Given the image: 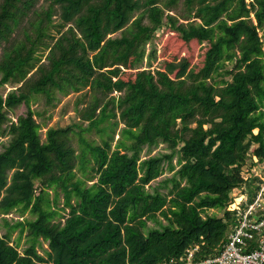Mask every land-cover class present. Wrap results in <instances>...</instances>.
I'll list each match as a JSON object with an SVG mask.
<instances>
[{"label": "trees", "instance_id": "trees-1", "mask_svg": "<svg viewBox=\"0 0 264 264\" xmlns=\"http://www.w3.org/2000/svg\"><path fill=\"white\" fill-rule=\"evenodd\" d=\"M179 2L186 23L169 14ZM163 27L208 45L201 68L174 57L139 70ZM70 94L86 126L41 141L30 103ZM0 146V264L217 256L238 219L233 191L250 202L259 183L242 172L264 164V0H0Z\"/></svg>", "mask_w": 264, "mask_h": 264}, {"label": "rangeland", "instance_id": "rangeland-1", "mask_svg": "<svg viewBox=\"0 0 264 264\" xmlns=\"http://www.w3.org/2000/svg\"><path fill=\"white\" fill-rule=\"evenodd\" d=\"M40 1V0H39ZM247 2V0H245ZM170 15L177 17L179 19L180 23H186L187 21L183 20V5L182 2H179L178 5L175 7V9L171 12H169ZM252 16V15H251ZM249 16L252 20L253 17ZM195 19H191V21H194ZM120 36L119 33H116L113 35L114 38H118ZM150 48L155 50V58L151 61H146V58L143 61V64L140 66L139 70H149L152 73H154L156 70H163L164 65L166 62L172 61L177 59V61H180L181 59H187L190 67L194 71H197L202 66V61L204 59V54L208 48V45L198 44L195 41L190 42L189 44H184L181 42L177 35L174 32H171V30L168 27H163L160 31H158L155 35L154 40L152 43L147 45L146 47V54L150 51ZM44 61V59H43ZM125 75L123 76L124 79L126 77H133L135 71L133 70H125ZM19 86L15 85H7L2 90L1 93L3 96H5L9 91L15 90ZM113 95H116L115 93ZM79 94H70L67 97H62L60 95H57V101L54 102V106H46L45 105V99L44 97L38 96L35 101L31 102V109L36 110L40 113L44 112V116L40 118H35L36 122H43L44 126L40 130V138L41 141H44L45 139V132L48 128H66L72 124H81V122L78 120L79 118L75 114L74 111V105L76 101L79 98ZM26 112V107L24 105H21L13 113H9V118L15 122L16 119L19 116H23ZM83 127L86 126L85 123L81 124ZM121 127V126H120ZM86 137L88 139L94 140L95 142H99L98 137L94 133L86 134ZM117 139V136H115V140ZM3 144L6 143V140L3 139ZM70 145L76 149L77 148V139L74 136H70ZM1 150V146H0ZM159 153H166V150L163 145H159L154 151L151 152V155L159 154ZM147 152L143 151L141 154V159H144L147 157ZM175 163V162H174ZM264 169V164H261V166L252 168V170H244L242 172V177L244 179L250 178L252 175L258 174L260 170ZM254 172V173H253ZM171 176L170 173L165 172L161 177L156 179L150 184V188L156 187L158 184L166 180ZM249 190V189H248ZM161 192L165 193L166 191L161 189ZM232 196H234V204L233 207L236 208V205L238 207V201L239 203L242 202L244 199H247L246 196L241 195L240 190H234L232 193ZM238 198V201H237ZM210 214L213 213V211L209 212ZM25 217L29 218V216ZM7 220L11 223L22 220V218H19V216L15 213H11L10 215L6 216ZM1 220V219H0ZM1 222V221H0ZM1 224V223H0ZM149 227H153V224L149 223ZM4 233V229L0 227V234ZM16 236V233L13 234V238ZM47 244L44 243L43 248L46 249ZM25 247L24 239L21 241V248L20 251ZM38 253L40 255L43 254V250L38 249Z\"/></svg>", "mask_w": 264, "mask_h": 264}, {"label": "built area", "instance_id": "built-area-1", "mask_svg": "<svg viewBox=\"0 0 264 264\" xmlns=\"http://www.w3.org/2000/svg\"><path fill=\"white\" fill-rule=\"evenodd\" d=\"M254 176L259 183L253 197L240 203L237 198V204L244 208L236 206L238 219L217 256L195 261L194 249L165 264H264V169Z\"/></svg>", "mask_w": 264, "mask_h": 264}]
</instances>
